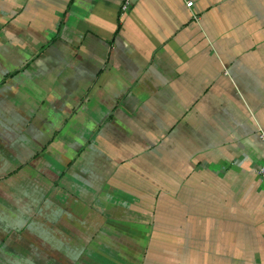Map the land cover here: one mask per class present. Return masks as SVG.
Instances as JSON below:
<instances>
[{"label": "crops", "instance_id": "obj_1", "mask_svg": "<svg viewBox=\"0 0 264 264\" xmlns=\"http://www.w3.org/2000/svg\"><path fill=\"white\" fill-rule=\"evenodd\" d=\"M122 2L0 0V264H264V0Z\"/></svg>", "mask_w": 264, "mask_h": 264}, {"label": "built area", "instance_id": "obj_2", "mask_svg": "<svg viewBox=\"0 0 264 264\" xmlns=\"http://www.w3.org/2000/svg\"><path fill=\"white\" fill-rule=\"evenodd\" d=\"M130 4H131V0H123L122 5H121V11H122L123 13L127 12L128 9H129ZM192 4H193V2H191V1H187V2H186V6H187V7H191ZM258 173L264 177V163H263L262 166L258 169Z\"/></svg>", "mask_w": 264, "mask_h": 264}]
</instances>
